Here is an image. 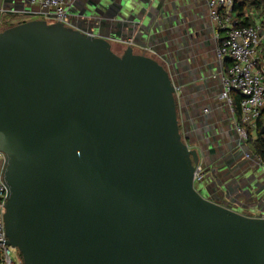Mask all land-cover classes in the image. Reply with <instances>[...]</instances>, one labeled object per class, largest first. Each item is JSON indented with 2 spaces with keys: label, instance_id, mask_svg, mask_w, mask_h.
I'll use <instances>...</instances> for the list:
<instances>
[{
  "label": "water",
  "instance_id": "95a60500",
  "mask_svg": "<svg viewBox=\"0 0 264 264\" xmlns=\"http://www.w3.org/2000/svg\"><path fill=\"white\" fill-rule=\"evenodd\" d=\"M159 1L90 0L68 26L0 27L2 218L23 264H264V216L220 202L255 209L254 178L218 163L193 179L203 154L182 134L181 64L114 52L102 32L111 19L157 37L170 27Z\"/></svg>",
  "mask_w": 264,
  "mask_h": 264
},
{
  "label": "crops",
  "instance_id": "0c3cea01",
  "mask_svg": "<svg viewBox=\"0 0 264 264\" xmlns=\"http://www.w3.org/2000/svg\"><path fill=\"white\" fill-rule=\"evenodd\" d=\"M245 1L249 3L248 6L244 7L245 16L252 23L261 25L263 31L264 0L257 8L251 6L255 0ZM89 2L90 0H71L68 8L70 16L76 17L78 12L85 11ZM149 2L153 3L155 0H149ZM7 8L9 14L6 15V18L2 16V13L0 14L1 27L4 25L3 20H7L11 15L22 13L17 11L16 5L13 8H9L7 5ZM157 10L161 12L168 10V17L166 18L169 19L168 24L170 25L167 31L157 33V37L149 38L148 36L144 39L143 36L135 37L134 33L129 34L127 28L114 25L115 23L111 19H106L102 32L108 36L112 46L115 44L123 49L128 45L136 46L133 48H137L139 53L142 51L144 54L145 52L153 54L161 63H164L162 58L167 56L169 60L173 58V62L181 64L179 74L185 84L183 85L185 90L183 105L179 110L182 134L188 137L192 147L201 149L202 162H206L207 166L215 168L219 163L218 158L221 152V150L218 152L219 146L233 147L232 137L234 135L232 133L234 130L229 124V120L233 119V115L232 113L229 114L226 106L217 99L221 92V84L219 80H216L229 67L230 60H220L213 55V50L208 44L207 38H205L204 25L206 24L211 32L214 50L218 42L224 37L225 31L217 29L210 20L207 6L203 0H160ZM23 14L38 15V12H23ZM153 16L155 22L160 19L155 17V14ZM36 18L43 19L42 17H35L26 18L25 20ZM173 19L180 23L174 24ZM132 35L133 37H131ZM163 35L167 38L166 44H163L159 39ZM262 48H264V35L262 37ZM262 119L264 120V115ZM248 129L251 132V140L248 144L259 164L260 156L254 151L252 145L253 140L256 138V126H248ZM226 161L228 160L226 159ZM226 161L224 159V162ZM257 161L255 162L256 165H258ZM254 180L256 182V178ZM262 184L260 185L262 186ZM259 189L262 190L260 196H263V186Z\"/></svg>",
  "mask_w": 264,
  "mask_h": 264
},
{
  "label": "built area",
  "instance_id": "2783aa9c",
  "mask_svg": "<svg viewBox=\"0 0 264 264\" xmlns=\"http://www.w3.org/2000/svg\"><path fill=\"white\" fill-rule=\"evenodd\" d=\"M71 0H29V4L39 5L38 14L47 22H61L68 26L71 16L68 8ZM207 6L210 20L217 29L225 31L224 37L215 48L216 57L229 59L230 65L220 74L223 90L219 97L226 100L233 115L236 131L240 138L247 140L248 126H256L257 119L264 110V55L262 54L261 25L240 24L232 11L233 5L243 0H203ZM37 5V4H36ZM240 94V116L236 118L232 107V92ZM4 163V154L0 152V170ZM264 171V161L259 158ZM204 166L199 161L195 166L193 179L203 178ZM7 194L6 186L0 176V264H23L20 254H14L15 248L6 243L3 224V204Z\"/></svg>",
  "mask_w": 264,
  "mask_h": 264
},
{
  "label": "rangeland",
  "instance_id": "374dc122",
  "mask_svg": "<svg viewBox=\"0 0 264 264\" xmlns=\"http://www.w3.org/2000/svg\"><path fill=\"white\" fill-rule=\"evenodd\" d=\"M26 1L29 3V0H26ZM36 4H35V6L38 7V9H39L38 3H36ZM30 5H34V4H30ZM16 9H17V11L22 12L18 8H16ZM8 11L9 10H8L7 7H6V9L1 11L2 16H4V18H6V15L9 14ZM68 13H69V11H68ZM247 14H249V12H247ZM245 15H246V12H245ZM35 17H42V15H40V14H38V15L37 14H34V15L33 14H23V12L22 13H18L17 15H11V17H9L7 20H3L4 25L2 26V28H5V27H8V26H10L12 24H16L18 22H21L22 20H25L26 18H35ZM204 27H205V38H207L208 44L211 46V48L213 50V55L216 56L215 50L213 48V44L214 43H213L211 32L208 29V27L206 26V24L204 25ZM263 32H264V30L263 31L260 30V34L261 33L263 34ZM133 47H136V46H133ZM112 49H113L114 52H117V53H121L123 51V48H121L120 46H116L115 44H113ZM134 51L138 52L137 48H134ZM140 52L142 53V51H140ZM145 54L151 55V56H153L154 58L157 59V57L154 56L153 54H150L148 52H145ZM164 58L169 60V58L167 56L164 57ZM172 60H173V58L170 59V61H172ZM216 80H219V83L221 84V90L220 91H222L223 90V86H222V83H221L220 76ZM217 99H218V101L222 102L226 106V108L228 110V113L230 114L231 112L229 110V106H228L226 100L223 99V98H220L219 95L217 96ZM229 124L232 126V128L234 130L233 133H232L234 135L232 137V139H233V147L226 148V147H220L219 146L218 152H220V150H221V152L219 153L218 162L220 163V165H222V167H224L227 163H229L230 166L236 168L237 172L242 174V175H240L241 177L246 178L248 175H251L252 178H256V182L253 179L254 183L257 184L258 187H262L263 186V192H264V182L262 184V181H264V171H263L262 166L258 164L257 158L253 154V152L251 151V148H250L247 140H245L244 138H239L238 133L236 131L235 123L233 122L232 119L229 120ZM238 140H239V142H238ZM224 159H225V161H226V159L228 161L224 162ZM256 161H257L258 165H256V163H255ZM201 163L204 166L203 177L205 175H209V171H211V170H218V168H216L217 167V165H216L215 168H213V166L207 167L209 170L205 171L206 170V165L203 162H201ZM1 174L2 173H1V170H0V176H1ZM221 183L223 185L225 184L223 181H221ZM260 184H262V186ZM220 187H222V186H220ZM206 189L208 190V193H206L205 191L203 192L200 189L199 190L205 196L208 195L211 198H214L215 195H219V191L222 192L221 190H219V187L213 188V187H210V186L208 187L207 186ZM220 199H221L220 202L222 204H224L225 206H228L230 208L238 209L239 211H241L243 213H248V214H251V215H263L264 216V195L261 196V200H256V202L252 201V204L258 203L256 206H254L255 209H252L251 207H246V206L238 207L235 202L231 201L232 199L229 198V196L226 197V196L223 195V196H221ZM12 253L19 254V252L16 249L14 251H12Z\"/></svg>",
  "mask_w": 264,
  "mask_h": 264
},
{
  "label": "trees",
  "instance_id": "16d2710c",
  "mask_svg": "<svg viewBox=\"0 0 264 264\" xmlns=\"http://www.w3.org/2000/svg\"><path fill=\"white\" fill-rule=\"evenodd\" d=\"M262 2H263V0H255L254 4L251 6L257 8L259 5H261ZM248 5H249V3H247L245 0H243V1L236 2L232 7V11L239 18L240 24H251L252 23V21L248 17L245 16V12H244V7L248 6ZM262 54L264 55V48H262ZM231 95H232V107H233V111H234V116L236 118H238L240 116V106H239L240 94L238 92L234 91V92H232ZM263 115H264V110L261 112L260 117L257 119V122H256V138L253 140V144H252L254 151L260 156L262 161H264V135L260 131L262 128H264V120L262 119ZM247 131H248L247 142H249L251 140V137H250L251 132L249 131L248 127H247ZM20 256H21V254H20Z\"/></svg>",
  "mask_w": 264,
  "mask_h": 264
}]
</instances>
